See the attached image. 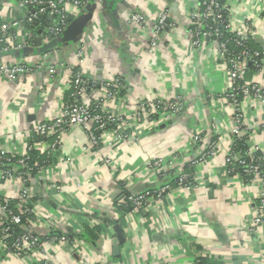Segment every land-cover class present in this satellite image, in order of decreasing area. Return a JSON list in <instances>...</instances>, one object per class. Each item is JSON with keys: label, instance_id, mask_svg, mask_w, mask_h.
<instances>
[{"label": "crops", "instance_id": "obj_1", "mask_svg": "<svg viewBox=\"0 0 264 264\" xmlns=\"http://www.w3.org/2000/svg\"><path fill=\"white\" fill-rule=\"evenodd\" d=\"M225 3L229 30H239L248 24L254 32L250 46L264 50V0H225ZM196 4L197 0H117L111 7L102 1L95 3V20L81 44L84 69L87 75L100 81L115 75L125 78L122 98L113 108L132 121L127 126L129 137L125 142L104 141L101 147L93 148L83 128L68 127L60 137L58 151L48 158L49 166L43 172L38 170L48 197L43 204L66 226L71 218L76 219L75 241L88 251L90 264H103L106 257L111 264H192L198 258L215 264H264V225L249 230L258 183H245L239 176L228 174L225 167V157L234 140L230 131L232 107L225 97L229 86L226 67L211 42L195 48L187 35L186 16ZM163 6L171 15L173 28L160 37L155 53L150 56L144 52L148 32H136L126 24V17L134 11L153 17ZM29 13L19 5V0H0V21H20L12 38L8 35L5 39L11 47L9 51L18 54L4 57L0 53L1 61L34 64L42 57L36 52H25L32 35L29 25L24 23ZM109 15H115L119 23H112ZM19 44L20 48H14ZM71 53L60 51L53 55L58 63L54 75L47 66L16 80L0 75V149L21 155L29 128L61 112L71 92L61 64L68 61ZM244 80L264 87V65L260 71L250 68ZM174 94L182 96L183 102L170 119L156 116L151 127L146 128L147 121L131 118L129 110L139 100ZM243 108L250 124V148L264 149V102L247 98ZM138 131L142 135L138 136ZM197 133L216 140L213 158L194 169L197 187L173 188L168 194L148 201L140 212L126 216L120 227L124 241L118 242L117 254L110 240L115 233L101 235L90 244L81 240L79 234L84 224H103L104 215L118 217L114 209L107 213L112 198L120 193L118 182L127 184L126 189L131 191L157 186L158 177L145 169L147 160L170 158L174 160L171 166L183 169L196 152L192 137ZM53 141L50 139L46 144ZM108 158L109 165L102 163ZM1 184L9 194L14 193L15 188L9 183ZM35 184L36 180L29 178V186ZM42 200L39 196L34 199L38 204ZM36 211L43 210L37 205ZM39 227L35 229L42 251L49 256L48 264L83 263L78 250L71 248L73 241L61 243L59 235H48L45 227ZM0 264L39 262L34 256L8 255L0 247Z\"/></svg>", "mask_w": 264, "mask_h": 264}, {"label": "built area", "instance_id": "obj_2", "mask_svg": "<svg viewBox=\"0 0 264 264\" xmlns=\"http://www.w3.org/2000/svg\"><path fill=\"white\" fill-rule=\"evenodd\" d=\"M197 3L194 9L191 12L189 11L186 16V21L188 22L187 35L190 37L191 46L195 48L211 42L214 47L213 51L215 50L218 59L226 67L229 86L225 90V97L232 107L231 135L233 137L246 136L245 145L248 150L246 156L229 150L225 157V166L236 163L242 168L244 174L255 176V178L247 182L252 183V181H255L259 186V192L254 201L249 230H258L261 225H264V176H260V165L257 158L254 160V155L260 153L264 156V149L257 146H251L250 148V130H248L250 124L245 118L243 107L244 100L247 98L263 103L264 87L255 82L245 81L244 75L250 68H254L256 71L262 69L264 65V50H255L250 46L251 38H254V32L248 24L239 30H229V18L225 0H197ZM88 4L89 0H19V5L30 11L24 20V23L29 26L41 15L51 17L52 23L43 26L42 32L52 38L58 36L64 30L69 23L68 19L70 17L76 16ZM170 17L171 15L163 6L153 17L140 11H134L126 17V24L133 27L136 32H141L142 30L148 32V40L144 52L151 56L158 47L160 37L173 28ZM262 20L264 21V15ZM19 24V20L0 21V53L5 54L11 49L5 39L8 35L12 38V35L15 34L13 31ZM28 33L30 35V31ZM227 34L234 35V37L228 38ZM83 38L84 36L73 49L68 61H64L61 64L65 84L71 88L69 100L64 101L61 112L57 116L35 123L29 128L28 140L21 155L15 156L9 151L0 149V182L9 183L10 186L15 188L14 193L9 194L3 188V184L0 185V247L3 248V253L8 255L16 257L23 254L34 256L39 264H48L49 256L42 251V244L36 231L38 225H40L39 228L45 227V232L48 235L58 232V238L61 243H68V238L74 237L77 233L74 232V227H76V219L74 217L71 218V221L66 226L59 216L50 212L49 208L43 204L45 202L44 199H48V197H45L44 188L42 187L43 180L38 170L43 172L49 166L48 158L58 151L60 137L68 127L77 126L83 128L88 135L90 147L99 148L101 144L105 143L104 141L109 144H112V142H125L129 137L127 126L132 122L128 117L117 113L113 108L114 103H117L122 98V91L126 86L125 78L121 75H115L105 77L100 81L87 75L84 69V48L81 45L83 44ZM230 44H233L235 49L231 48ZM21 46L19 44L14 48L18 49ZM53 59L51 54H43L40 60L35 61L34 64L30 62L1 61L0 75L8 80H16L19 76L30 74L35 69L45 66H47L48 72L54 75L58 63ZM182 102V96L174 94L168 98L139 100L129 111H131L132 119L147 121L145 127L148 128L154 123L153 118L156 116H163L166 119L173 117L172 115L178 113ZM141 133V131H138V136L142 135ZM34 136L41 138V141L35 142ZM208 137L206 135L203 136L201 133L193 135L192 140L196 144V152L190 158L189 165L197 168L206 160H211L216 154L215 141L209 142ZM42 138H52L54 141L46 144L47 140H42ZM32 150H38L45 155V159L38 163L36 172H33V167L28 162L30 160L28 153ZM102 161L106 165L111 163L109 158ZM172 161L174 160L170 158H153L147 160L145 169L148 174L157 176L158 180L173 171L178 176V184L182 188L189 190L197 187L196 179L193 182H189L188 175L182 169L176 170L174 165L171 166ZM227 173L233 174L232 176H238V174L233 173V169L230 172L227 171ZM29 178L36 180V184L32 185V187L29 186ZM163 180L159 181L157 186H151L152 189L142 188L139 191L126 189L128 185L124 183V188L129 194L126 197L121 194L122 190H120L119 195H117L119 196L117 199L118 204L124 203L126 200L131 202L134 209L127 215L131 216L143 208L145 203L148 204V201L154 200L152 196L156 195V197L160 198L170 192L171 186ZM77 185L80 186L79 183ZM38 196L43 199L41 204L34 201ZM114 199L115 197L112 198L110 209L107 213L114 209ZM12 201H16L15 208L11 207L10 202ZM100 202L104 204L103 201ZM37 205L42 208V213L36 211ZM113 215L110 214L108 217L117 218ZM90 224L97 223L93 222ZM16 228L20 230L19 233H16ZM56 228L60 231L56 230ZM116 238V235L110 238L112 244L118 243ZM76 243L75 239H73L71 248L78 250L79 255L83 259L82 264H90L87 258L88 251H86L84 245L80 247ZM103 264H111L108 257H106V262Z\"/></svg>", "mask_w": 264, "mask_h": 264}, {"label": "trees", "instance_id": "obj_3", "mask_svg": "<svg viewBox=\"0 0 264 264\" xmlns=\"http://www.w3.org/2000/svg\"><path fill=\"white\" fill-rule=\"evenodd\" d=\"M107 1V5L108 7H111L112 5H114L115 1L117 0H106ZM99 3L101 2V0H89V3H91L92 5L95 3ZM72 19V17H70L68 19V21H70ZM52 23V21L48 18L47 15H41L35 22L32 23L31 26H29V28L32 31V35L30 36V40L28 41L29 44V48L25 50V52H34L35 51V40L36 37L40 36L42 38V40H48L52 37L44 34L42 32V28L43 26L46 25H50ZM41 29V31H40ZM228 38H233L234 35L231 34H227ZM233 44H230L231 48L233 47ZM11 51V50H10ZM6 52L4 54L5 57H9L11 56V53L13 52ZM55 51L60 52L61 49H56ZM67 100H69V97H66ZM35 138V142H39L41 141V138H38L37 136H34ZM213 138V137H212ZM45 139V138H44ZM42 138V140H44ZM52 138H46L45 140L49 141ZM216 141V140H215ZM209 142H214L213 139L210 140L209 138ZM246 144V136L243 137H234V140L232 142V145L230 146V151L232 152H236L239 155H247V146ZM30 155V160L29 165L31 167H33V172H36V168L38 163H41L44 159H45V155L41 154L38 150H32L28 153ZM258 159V163L260 165V176H264V156L262 154H256L254 155V160ZM226 167V171H231L233 169V173L234 174H238V176L244 180L245 183L249 182L251 179L255 178L254 175H246L242 172V168H240L236 163L231 164V165H227ZM194 169L195 167L192 165L187 164L182 170L185 174L188 175V181L189 182H193L194 178ZM231 176L233 174H230ZM164 179V180H163ZM164 181L166 184H169L171 186V188H180V184H178V176L175 174V172H170L168 173L164 178H160L159 181ZM118 184H120V188H121V194H124L126 197L128 196L129 192L124 188V183L123 182H118ZM152 187L149 186L147 187V189H149ZM182 188V187H181ZM155 196V197H154ZM152 196V199L156 198V195ZM119 196L115 197V199L113 200V207L114 209L119 213L117 218H109L108 216L104 215L103 216V224L102 225H97V224H84L82 227V230L80 231V238H82L81 240L84 243L90 244L98 239H100L101 235H106L108 232H111L112 234H117V227H121L122 224L124 223L125 217L131 213L133 211V205L131 204V202L129 201H124V203L118 204L117 199ZM11 203V207L15 208L16 207V201H12ZM147 206V203L144 204L143 208H145ZM141 208V209H143ZM138 210L139 212L141 211ZM137 211V212H138ZM20 230L18 228H16V233H19ZM114 234V235H115ZM50 235H57L58 236V232H53ZM113 236V235H112ZM75 237V238H74ZM74 237H69L68 240L69 242L73 241V238L76 239L77 234ZM193 264H215V263H210L207 262L206 260H204L203 258H198L196 259V261Z\"/></svg>", "mask_w": 264, "mask_h": 264}, {"label": "water", "instance_id": "obj_4", "mask_svg": "<svg viewBox=\"0 0 264 264\" xmlns=\"http://www.w3.org/2000/svg\"><path fill=\"white\" fill-rule=\"evenodd\" d=\"M105 5L107 4L106 0H101ZM122 2V1H121ZM94 11L95 4L91 5L89 3L84 10L79 12L76 16H74L69 23L66 25L64 30L56 37L50 38L48 40H42L40 36L36 37L35 40V51L37 55L43 54H51L52 56L56 54L58 51L56 49H61V52L69 53L72 52L75 46L80 42L82 37L84 36L86 30L92 26L94 22ZM112 19V23H119V19L115 17V15H109ZM16 55L18 53L12 52L11 55ZM1 56V55H0ZM22 60V57H21ZM1 62V58H0ZM163 127V126H161ZM116 241L123 242L124 237L122 234V230L120 227H117ZM115 245V254L118 253V243Z\"/></svg>", "mask_w": 264, "mask_h": 264}]
</instances>
